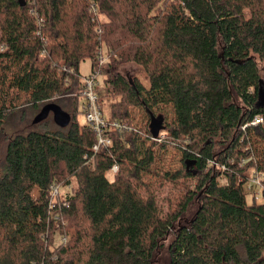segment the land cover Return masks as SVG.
<instances>
[{"label": "trees", "instance_id": "trees-1", "mask_svg": "<svg viewBox=\"0 0 264 264\" xmlns=\"http://www.w3.org/2000/svg\"><path fill=\"white\" fill-rule=\"evenodd\" d=\"M86 60L105 79L98 105L118 98L102 131L111 144L96 153L76 119ZM126 64L146 86L116 70ZM259 64L264 0H0V139L29 105L71 117L5 139L0 264H154L164 248L167 264H264ZM158 105L172 116L155 117ZM170 149L180 167L162 174ZM252 173L262 188L248 198Z\"/></svg>", "mask_w": 264, "mask_h": 264}, {"label": "rangeland", "instance_id": "rangeland-1", "mask_svg": "<svg viewBox=\"0 0 264 264\" xmlns=\"http://www.w3.org/2000/svg\"><path fill=\"white\" fill-rule=\"evenodd\" d=\"M103 57L104 60H106V50L103 49ZM260 69H261V73H262V78L264 79V67L262 65H260ZM124 78H128V79H134V80H138L140 83H142L144 86L147 85V79H146V74L145 72L142 70V68H140L137 65L134 64H126L123 66H119L116 69ZM79 74L80 76L83 77H88L90 75V62L88 60L82 62L78 68ZM84 79V78H83ZM96 80L98 82V86L95 87V94L98 91V93H106V83H105V79L104 77L101 76H96ZM105 87V88H104ZM106 96V94H105ZM82 101H84V99H81ZM118 98H113L111 96H107V97H102V101H101V110L102 113L105 117V119L108 117L109 111H110V104L117 101ZM80 101V102H82ZM155 107V106H154ZM152 107V114H154L155 117H158L161 114H165L166 117H171V108L170 107H162L161 105H158V108H154ZM41 107L40 105H38L37 107L31 106L29 105L28 107H25L21 110L16 111L15 113L9 115L5 120H4V133L1 136L0 139V164L4 161V156H5V152H6V138L9 136H13L14 134L17 133H23L26 134L29 131H43L44 129L39 125V126H35L32 123L33 118L39 113ZM144 111L140 110V109H136L133 112V125L138 126L136 124H139L141 126H144V124L147 122V118L144 116ZM52 116L49 115V117L47 118V120H51ZM77 122L80 126H82L83 124L87 123L83 113L81 112L79 106H78V114H77ZM53 121V120H52ZM42 123V122H41ZM53 128H57L56 126H54V124H52V127L50 128L51 130ZM166 160L162 161V162H157L158 167L161 171L162 174H164L165 172L168 173H173L174 171H176L179 167H180V153L176 150H172L170 149L169 152L166 155ZM220 183H224V179H219ZM171 187V186H170ZM252 190V191H251ZM247 190V195L248 198H250L251 196L257 195V193L259 192L258 188H252V189ZM68 191V189L64 188L61 192V194L63 195L64 193H66ZM177 191V189L174 190V192ZM160 192L157 193V197L160 199V203H161V199L164 195H161ZM38 195V189L34 188L33 192H32V196L33 197H37ZM176 195V194H173ZM256 199V198H255ZM249 200V199H248ZM257 201H260V199H258ZM164 205V203L162 204ZM165 210V209H164ZM168 242H166L165 244L167 245ZM55 245L61 244L60 242V236L57 234L55 237ZM167 252H166V248L162 249L159 252V256L156 255L155 257V262L154 264H167Z\"/></svg>", "mask_w": 264, "mask_h": 264}, {"label": "built area", "instance_id": "built-area-1", "mask_svg": "<svg viewBox=\"0 0 264 264\" xmlns=\"http://www.w3.org/2000/svg\"><path fill=\"white\" fill-rule=\"evenodd\" d=\"M84 89H83V99L84 101L80 104V110L82 111L84 118L87 124L91 125L93 131L96 133L97 143L93 145L91 151L96 153L100 152L103 148L109 146L110 140L102 136V131L108 127V120L105 119L100 106L98 105V97L95 94V87L98 86V82L96 80V75L93 73L90 74L88 77L83 79ZM263 122V117L256 116L251 125H258ZM112 128H119L117 123L110 122ZM117 171V166L113 165L111 168V172L114 173ZM261 175L256 173H252L250 175L249 181L245 185L246 191L251 190L252 188H258L260 193L262 185H261ZM252 191V190H251ZM57 190H53V195H55ZM255 195V196H257Z\"/></svg>", "mask_w": 264, "mask_h": 264}, {"label": "water", "instance_id": "water-1", "mask_svg": "<svg viewBox=\"0 0 264 264\" xmlns=\"http://www.w3.org/2000/svg\"><path fill=\"white\" fill-rule=\"evenodd\" d=\"M258 105L260 107H264V87L260 88L258 92ZM49 115L52 116L53 123L59 128H66L71 120L70 115L61 109L55 103H48L44 105L39 113L33 118L32 123L33 125L39 124L45 121ZM154 126H157L155 123V119L152 121Z\"/></svg>", "mask_w": 264, "mask_h": 264}]
</instances>
